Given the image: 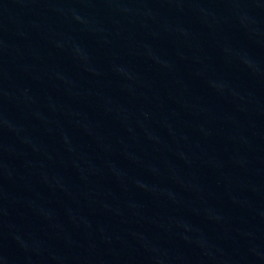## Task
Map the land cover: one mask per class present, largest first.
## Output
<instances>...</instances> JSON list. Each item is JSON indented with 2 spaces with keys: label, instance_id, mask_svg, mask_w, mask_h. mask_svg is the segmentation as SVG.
Wrapping results in <instances>:
<instances>
[{
  "label": "water",
  "instance_id": "water-1",
  "mask_svg": "<svg viewBox=\"0 0 264 264\" xmlns=\"http://www.w3.org/2000/svg\"><path fill=\"white\" fill-rule=\"evenodd\" d=\"M0 264H264V0H0Z\"/></svg>",
  "mask_w": 264,
  "mask_h": 264
}]
</instances>
